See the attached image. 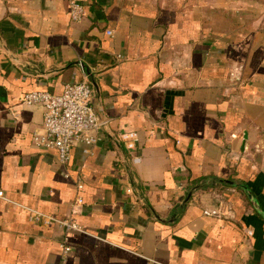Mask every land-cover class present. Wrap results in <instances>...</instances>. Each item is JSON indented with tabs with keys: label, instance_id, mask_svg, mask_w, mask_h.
<instances>
[{
	"label": "crops",
	"instance_id": "crops-1",
	"mask_svg": "<svg viewBox=\"0 0 264 264\" xmlns=\"http://www.w3.org/2000/svg\"><path fill=\"white\" fill-rule=\"evenodd\" d=\"M71 1L0 0V264H264V0ZM79 62L107 121L65 166L21 99Z\"/></svg>",
	"mask_w": 264,
	"mask_h": 264
},
{
	"label": "built area",
	"instance_id": "built-area-1",
	"mask_svg": "<svg viewBox=\"0 0 264 264\" xmlns=\"http://www.w3.org/2000/svg\"><path fill=\"white\" fill-rule=\"evenodd\" d=\"M69 13L72 21L80 22L85 16V8L80 1L72 0ZM107 33L112 34L113 31L109 30ZM118 56L121 57V55ZM21 101L27 105L38 104L43 107V127L33 132V142L39 147L55 149L59 162L65 166L70 163L72 148L77 142L91 146L101 139L100 132L105 123L100 122L95 112L93 89L87 79L66 83L60 94L47 90L29 91L23 95ZM86 152H89L88 148ZM65 176L68 177L69 172H66ZM78 187L83 188V184L78 183ZM0 197H5L2 190H0ZM82 202L83 199L79 197L77 203ZM28 210L30 220L33 222L45 225L58 223L69 230L93 235L72 217L60 219L37 209L28 208ZM207 214L221 217L224 213L219 209H214L207 211ZM61 246L63 255L67 257L72 246L67 241H64Z\"/></svg>",
	"mask_w": 264,
	"mask_h": 264
},
{
	"label": "water",
	"instance_id": "water-1",
	"mask_svg": "<svg viewBox=\"0 0 264 264\" xmlns=\"http://www.w3.org/2000/svg\"><path fill=\"white\" fill-rule=\"evenodd\" d=\"M78 65H80V66H82V67L84 68V71L86 72L87 76L89 77L88 81L90 82V84H91V86H92V89H93V101H94V100H95V84H94V82L90 79V75H91V73H90L89 69L87 68V66H86L84 63L79 62ZM94 109H95L96 114H97L98 117H99L100 122H102V123H106V121H107V117L105 116L103 109L100 108V107H98L96 104H94ZM246 138H247V133L245 132V134H244V139H246ZM244 142H245V141H244ZM216 180H217V179H215V178L213 179V181H216ZM224 182L227 183V184L238 185V186L242 187V188L247 192V194H248V196L251 198V200H252L253 202H255V198H254L253 193H252V192L247 188V186H245L244 184H242V183H237V182H235V181H233V180H224ZM194 190H197V189H194ZM194 190H191V191L188 193V195L186 196V198L183 200V203H182V205H181L182 207H185L186 204L189 202V200L191 199V197H192V195H193ZM260 211H262V210H260Z\"/></svg>",
	"mask_w": 264,
	"mask_h": 264
},
{
	"label": "trees",
	"instance_id": "trees-1",
	"mask_svg": "<svg viewBox=\"0 0 264 264\" xmlns=\"http://www.w3.org/2000/svg\"><path fill=\"white\" fill-rule=\"evenodd\" d=\"M209 187H211V184L209 183V179L200 178L191 182L190 190L199 189V188L207 189Z\"/></svg>",
	"mask_w": 264,
	"mask_h": 264
}]
</instances>
